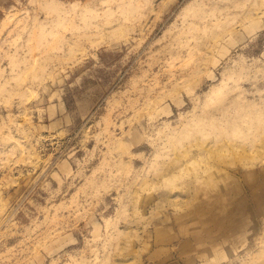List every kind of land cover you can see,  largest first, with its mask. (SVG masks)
<instances>
[{
  "label": "rangeland",
  "instance_id": "obj_1",
  "mask_svg": "<svg viewBox=\"0 0 264 264\" xmlns=\"http://www.w3.org/2000/svg\"><path fill=\"white\" fill-rule=\"evenodd\" d=\"M0 264H264V0H0Z\"/></svg>",
  "mask_w": 264,
  "mask_h": 264
},
{
  "label": "bare ground",
  "instance_id": "obj_2",
  "mask_svg": "<svg viewBox=\"0 0 264 264\" xmlns=\"http://www.w3.org/2000/svg\"><path fill=\"white\" fill-rule=\"evenodd\" d=\"M98 33H99V32H98ZM211 91H212V89H211ZM211 91L207 94V97H208V96H209V97H212V95L214 94L215 91H214V90H213L212 92H211ZM248 106H249V105H248ZM219 110H220L221 112H224L226 109L223 107V108H220ZM193 119H194V118H193ZM193 119H192V120H193ZM176 133H178V132H176ZM176 133H175V134H176ZM179 133H180V132H179ZM180 134H182V132H181ZM178 135H179V134H178ZM173 136H174V134H173ZM175 136H176V135H175ZM176 138H177V137H176Z\"/></svg>",
  "mask_w": 264,
  "mask_h": 264
}]
</instances>
